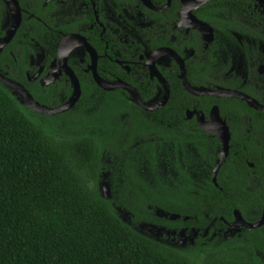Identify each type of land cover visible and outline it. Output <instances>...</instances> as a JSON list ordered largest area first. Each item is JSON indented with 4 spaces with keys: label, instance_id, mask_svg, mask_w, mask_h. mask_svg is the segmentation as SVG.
<instances>
[{
    "label": "trees",
    "instance_id": "1",
    "mask_svg": "<svg viewBox=\"0 0 264 264\" xmlns=\"http://www.w3.org/2000/svg\"><path fill=\"white\" fill-rule=\"evenodd\" d=\"M27 32L21 27L0 59V68L11 65L6 75L23 83L29 44L19 43L20 37L41 40L44 33ZM80 82L82 109L49 116L27 108L0 81V264H264L261 233L178 247L139 230L143 221L190 229L193 222L183 220L187 214L205 217L200 212L205 210L227 217L234 208L245 214L252 202V188L242 180L223 190L201 189L186 174L180 182L172 177L173 186L158 176L151 184L141 175L143 157L157 173L159 151L197 140L201 132L187 129L181 119L187 108L209 103V97L179 86L163 108L147 111L124 89L104 91L91 76H80ZM29 89L42 104L57 106L49 95ZM248 150L239 168L252 175L246 159L263 160L252 157V147ZM103 180L112 182L113 197L105 195ZM122 193L126 201L117 197ZM158 208L178 213L179 219L159 217ZM122 210L132 213L131 223Z\"/></svg>",
    "mask_w": 264,
    "mask_h": 264
},
{
    "label": "flooded vegetation",
    "instance_id": "2",
    "mask_svg": "<svg viewBox=\"0 0 264 264\" xmlns=\"http://www.w3.org/2000/svg\"><path fill=\"white\" fill-rule=\"evenodd\" d=\"M17 2L21 10L18 30L23 27L29 34L36 28L44 33L41 40L20 37L19 43L29 44L25 83L6 75L11 69L8 62L1 66L0 72L8 79L24 85L31 94L29 88L34 87L35 92L40 90L45 96L49 95L51 102L57 103L51 108L63 106L71 99L75 92L72 75L79 82L80 76H91L96 82L94 56L100 77L112 83L122 80L130 84L139 91L144 102L156 105L168 94L161 107L149 111L163 108L172 93L181 90L180 87L188 91L181 63H184L188 82L194 87L230 90L264 106V0ZM198 20L205 23L206 27L200 29ZM13 23L10 4L0 0V40ZM17 32L4 47L0 59ZM71 35L84 37L86 42L79 40L70 51L61 52V43ZM159 50L161 52L154 54ZM9 54L16 59L13 51L9 50ZM98 86L104 91L123 89L106 90ZM69 92L71 96L67 98ZM127 92L132 100L130 92ZM193 95L209 97V103L199 102L187 108L186 116L181 119L187 129L201 133L197 135L196 141L185 139L184 142L172 144L173 167L179 172L175 181L180 182L183 174H186L187 179L194 181L195 187L202 189L213 185L223 190L227 185L242 180L248 189L252 188L253 196L252 202L245 206V214L234 208L227 213V217L217 214L210 216L199 207L197 211L202 210L200 212L205 217L199 213L187 214L183 220L193 222V226L190 229L176 226L174 232L179 229H189L192 234L196 232L197 247L211 241L241 237L247 232H252V236L256 232L264 235V110L238 96ZM78 101L69 109L76 108ZM215 106L230 131L229 153L216 174L214 171L221 157L223 143L218 134L219 127L216 126L219 121L215 115H211ZM207 127L212 130H207ZM249 147H252V157H260L263 161L246 159L252 175H245V170L239 168V162L251 154ZM228 158L229 163L223 166ZM196 164L198 167L194 168ZM198 173L200 175L196 178L193 174ZM236 211L241 213L242 219L237 218ZM245 222L256 226L249 227ZM259 254L264 258V253Z\"/></svg>",
    "mask_w": 264,
    "mask_h": 264
},
{
    "label": "water",
    "instance_id": "3",
    "mask_svg": "<svg viewBox=\"0 0 264 264\" xmlns=\"http://www.w3.org/2000/svg\"><path fill=\"white\" fill-rule=\"evenodd\" d=\"M6 1L10 4V6L12 8L14 23H13L12 27L8 30L7 34L0 40V54L3 51L4 47L15 36V34L19 28L20 22H21V10H20V6H19V3L17 2V0H6ZM198 26L200 27V29H203V27H206L205 23H203L199 20H198ZM79 40H81V41L84 40V42H86L84 37L82 38L79 35L68 36L61 43L60 51L61 52L64 50L70 51L72 46H74V45L76 46V43ZM89 47L90 46L88 45V48ZM159 52H161V50L155 51L154 54H157ZM65 54H66L65 56H67V53H65ZM95 64H96V58L94 56V66H93L94 78H95L96 82L98 83V85H100L104 89H106V90H113L115 88L126 89L127 91L130 92L131 97H132V101L147 111L157 109V108L161 107L166 102V100L168 98V94L165 95L162 102L159 104L155 105L153 103L144 102L139 91L135 87L131 86L130 84L123 82L122 80H118V81L112 83V82H108V81L104 80L102 77H100L96 71ZM181 65H182L184 84H185V86L189 92L196 94V95L209 94V95H216V96H238V97H242L243 99L247 100L250 104H252L256 108H258L260 110H264V106H260L256 101H254V100H252V99L248 98L247 96L240 94V93H236V92H233L230 90H225V89L211 90L209 88H196V87H194L187 80V77L185 74L186 70L184 67V63H181ZM158 76L160 77L161 80H163V78L161 77L160 74H158ZM72 78H73L74 85H75V92L72 95L71 99L68 101V103H66L63 106H60L57 108H51V107H48L46 105H42L40 102L35 100L33 95L29 92V90L24 85H22L21 83H17L11 79H8L6 76H4L0 72V81L2 83H4L6 86H8L14 92V94L19 97V100L27 108L32 109V110H34L40 114L49 115V116H54L56 114H59L61 112L68 110L81 97L82 90H81L80 82L76 76L72 75ZM211 115H215V117L219 121V125H216V126L219 127L218 134L221 137V140L223 143V148L221 151V157L218 160V162L216 164L215 171H214V174H216L217 171L219 170L220 166L222 165V163L225 161L228 153H229L230 131H229V127L226 125V123L221 120L220 115H219V109L217 106H215L212 109ZM207 130H212V129L207 127ZM235 213H236L237 218L239 217L242 219V215L239 211H236ZM245 223L249 227L256 226V225H252V224L247 223V222H245Z\"/></svg>",
    "mask_w": 264,
    "mask_h": 264
},
{
    "label": "rangeland",
    "instance_id": "4",
    "mask_svg": "<svg viewBox=\"0 0 264 264\" xmlns=\"http://www.w3.org/2000/svg\"><path fill=\"white\" fill-rule=\"evenodd\" d=\"M59 40V39H58ZM57 40V41H58ZM81 104L78 101V104L76 105V108L72 109V111H77L79 109H82L80 107ZM86 108V107H85ZM95 108L94 105L92 106H88V110L92 111ZM70 110V109H69ZM87 110V109H85ZM158 163H157V168L159 169V171L157 173H153L152 171V163L147 160V158L143 157L142 161L140 163V171H141V175L142 177H144V179L146 181H149L151 184L156 182V176L161 177V179L166 180V182L164 183H168L170 186H173V184H171V179L172 177L175 179L177 177H179V172L175 171L173 165H174V159H173V151L172 149H166V150H161L158 152ZM198 164H196L197 168ZM211 173V172H210ZM207 174V175H210ZM196 178L200 175L198 174H193ZM202 177H204V174H201ZM121 177L118 176V180H120ZM195 179V178H193ZM120 184V183H119ZM118 184V186H119ZM101 186L102 189L105 190V195L106 196H114L115 190L114 187L112 186V182L110 180H103L101 182ZM117 194H119L118 192H116ZM117 197H121L120 200L122 201H126V195L125 193H122L120 195H118ZM157 211V212H156ZM156 214L159 217H163V218H171L172 220H176L179 217L178 213H168L167 211H165L162 208H158L156 210ZM171 215V216H170ZM122 216L124 218V220H126L127 222L131 223V216L132 213L128 212V211H124L122 210ZM139 230H141L143 233L148 234L152 237H155L156 239H159L161 241H164L166 243H169L171 245L174 246H178V247H190V246H197L198 242H196V238H197V234L196 232H192L189 229H179L177 230V232L175 233L173 229H169L168 227H165L163 225L157 224L155 222L152 221H143V223L141 224V226L139 227ZM175 237V238H174Z\"/></svg>",
    "mask_w": 264,
    "mask_h": 264
}]
</instances>
